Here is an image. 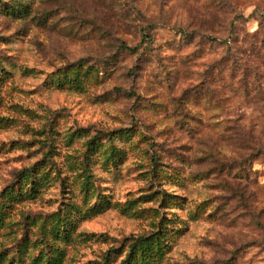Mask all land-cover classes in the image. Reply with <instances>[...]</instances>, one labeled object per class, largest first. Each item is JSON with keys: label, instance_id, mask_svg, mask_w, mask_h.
Segmentation results:
<instances>
[{"label": "rangeland", "instance_id": "374dc122", "mask_svg": "<svg viewBox=\"0 0 264 264\" xmlns=\"http://www.w3.org/2000/svg\"><path fill=\"white\" fill-rule=\"evenodd\" d=\"M162 228L157 264H264V0H0V264Z\"/></svg>", "mask_w": 264, "mask_h": 264}, {"label": "trees", "instance_id": "16d2710c", "mask_svg": "<svg viewBox=\"0 0 264 264\" xmlns=\"http://www.w3.org/2000/svg\"><path fill=\"white\" fill-rule=\"evenodd\" d=\"M16 5L10 6L8 9L9 11L13 12L15 14L16 12ZM123 47H127L126 45H122ZM82 62L75 63L74 65H77L75 68L81 67ZM98 136H94V138L91 139V143L95 142V139ZM47 144H45L46 146ZM43 161H52V154H51V148L43 155ZM153 163L156 164V158H153ZM45 164V163H44ZM34 167H28L24 168L19 174H22V178L26 179L29 178L32 173L34 172ZM163 194L169 195L166 191H163ZM5 195V194H4ZM8 196V193L6 192V196ZM164 200H168L167 196H164ZM165 233L164 229L162 228L159 232L139 237L137 239H134L130 243V249L125 259L122 260L121 264H157L158 255L160 254L158 251H156L159 248H162L160 245L161 236Z\"/></svg>", "mask_w": 264, "mask_h": 264}]
</instances>
